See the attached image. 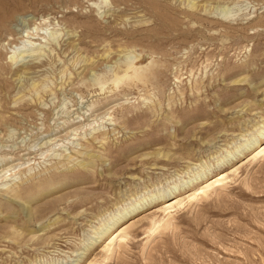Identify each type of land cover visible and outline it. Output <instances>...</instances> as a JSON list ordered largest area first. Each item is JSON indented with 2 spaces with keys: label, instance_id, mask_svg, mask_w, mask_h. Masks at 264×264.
Listing matches in <instances>:
<instances>
[{
  "label": "rangeland",
  "instance_id": "1",
  "mask_svg": "<svg viewBox=\"0 0 264 264\" xmlns=\"http://www.w3.org/2000/svg\"><path fill=\"white\" fill-rule=\"evenodd\" d=\"M0 3V264H264V0Z\"/></svg>",
  "mask_w": 264,
  "mask_h": 264
},
{
  "label": "bare ground",
  "instance_id": "2",
  "mask_svg": "<svg viewBox=\"0 0 264 264\" xmlns=\"http://www.w3.org/2000/svg\"><path fill=\"white\" fill-rule=\"evenodd\" d=\"M11 12V13H9ZM14 13L12 11H8L4 8V6L0 3V25L1 26H9L7 25V21L12 19L14 17ZM42 21L45 20V18L41 19ZM37 24L39 23H34V26L38 29L39 25L37 26ZM41 24V23H40ZM0 26V27H1ZM34 27V28H35ZM42 27V26H41ZM8 28V27H7ZM35 28V29H36ZM43 28V27H42ZM32 29V28H31ZM30 29V30H31ZM29 30V31H30ZM33 30V29H32ZM23 35L25 33H22ZM40 34V33H39ZM43 34V33H42ZM22 35V36H23ZM36 36V33H34L33 31H30L28 34H25L22 40H20V42L22 43L24 41L25 37H31V39L33 38L32 36ZM29 40V39H28ZM27 41V40H25ZM128 67V66H127ZM129 67H131L129 65ZM129 67L127 69H129ZM129 71V70H128ZM125 72V71H124ZM127 75V74H125ZM124 75V76H125ZM122 76V75H121ZM121 76H119L118 78L116 77L114 83L117 84L116 80L119 81L121 80ZM122 76V78L124 77ZM129 76V74H128ZM124 79V78H123ZM118 85V84H117ZM260 130V129H259ZM260 140H263L262 142L256 141V147L254 148V150L251 152V157L248 159V163H253L257 160H261L264 158V126L262 127V129L260 130ZM237 167V166H236ZM240 169V167H237L235 169H233L232 171L236 174L238 172V170ZM229 172V171H228ZM225 171H220L218 172L216 175H213L211 177H207L206 179L200 181L195 187H193L192 189H188L185 190L182 193H177L174 196L168 198L165 201V205H163L162 207H160L159 210H163L164 212L167 213V215H171L178 207L182 206L183 204H185V202H194L196 199L202 197V196H206L208 194V192L216 187H223L226 186L227 184H229V180L231 179V175ZM158 208V207H157ZM156 209V208H155ZM127 215H122L119 218H116L111 227H115L118 224H120L117 229L119 230V233L117 234V237L114 240V244L117 245L118 243L120 244L121 242L125 241L126 237H127V233L129 231V229L134 225L132 224H127L126 226H124V224L129 220H131L132 218L126 219ZM125 220V221H123ZM123 221V222H122ZM133 221V220H132ZM131 222V221H130ZM111 227H107V229H112ZM154 229V228H152ZM106 230V231H108ZM155 230V229H154Z\"/></svg>",
  "mask_w": 264,
  "mask_h": 264
}]
</instances>
